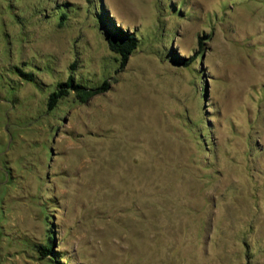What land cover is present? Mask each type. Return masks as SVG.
I'll return each mask as SVG.
<instances>
[{
	"label": "rangeland",
	"instance_id": "374dc122",
	"mask_svg": "<svg viewBox=\"0 0 264 264\" xmlns=\"http://www.w3.org/2000/svg\"><path fill=\"white\" fill-rule=\"evenodd\" d=\"M0 264H264V0H0Z\"/></svg>",
	"mask_w": 264,
	"mask_h": 264
},
{
	"label": "trees",
	"instance_id": "16d2710c",
	"mask_svg": "<svg viewBox=\"0 0 264 264\" xmlns=\"http://www.w3.org/2000/svg\"><path fill=\"white\" fill-rule=\"evenodd\" d=\"M106 41L110 50L115 52L120 57V65L124 66L132 52L138 46V39L135 37L133 32L123 30L121 27H112L106 32ZM199 45H202L201 39L199 40ZM191 62V59L185 62V65H188ZM19 73L24 76L26 79L32 80L33 75L31 73H26L18 69ZM110 84L105 80L101 85L96 87H86L76 82L73 75H69L64 82L58 83L56 88L49 93L47 99V107L52 109L56 103L63 96H66L69 92H74L76 96L81 101H86L92 96L101 94L109 90ZM37 251L42 258L48 257L54 253L53 246L50 242L46 244H39L37 246Z\"/></svg>",
	"mask_w": 264,
	"mask_h": 264
}]
</instances>
